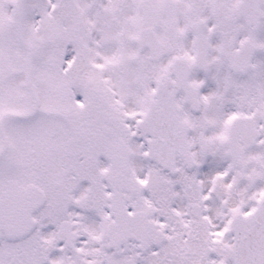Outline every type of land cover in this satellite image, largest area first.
<instances>
[{
  "label": "snow or ice",
  "instance_id": "6c2138e0",
  "mask_svg": "<svg viewBox=\"0 0 264 264\" xmlns=\"http://www.w3.org/2000/svg\"><path fill=\"white\" fill-rule=\"evenodd\" d=\"M0 264H264V0H0Z\"/></svg>",
  "mask_w": 264,
  "mask_h": 264
}]
</instances>
